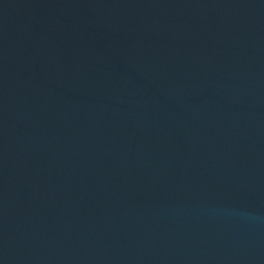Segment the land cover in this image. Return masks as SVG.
Returning <instances> with one entry per match:
<instances>
[{
    "label": "water",
    "instance_id": "water-1",
    "mask_svg": "<svg viewBox=\"0 0 264 264\" xmlns=\"http://www.w3.org/2000/svg\"><path fill=\"white\" fill-rule=\"evenodd\" d=\"M0 264H264V0H0Z\"/></svg>",
    "mask_w": 264,
    "mask_h": 264
}]
</instances>
